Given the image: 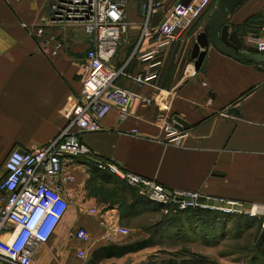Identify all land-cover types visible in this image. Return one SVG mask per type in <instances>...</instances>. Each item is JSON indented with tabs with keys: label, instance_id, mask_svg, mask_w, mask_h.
I'll return each instance as SVG.
<instances>
[{
	"label": "crops",
	"instance_id": "obj_1",
	"mask_svg": "<svg viewBox=\"0 0 264 264\" xmlns=\"http://www.w3.org/2000/svg\"><path fill=\"white\" fill-rule=\"evenodd\" d=\"M53 0H0V180L3 162L14 149L28 151L52 142L67 124L66 113L85 77L84 59L92 37L80 25L51 22ZM191 0H125L126 29L109 65L124 75L115 84L135 95L124 117L113 108L101 121L103 130L81 133L90 153L111 164L112 174H131L181 191L245 205L264 207V66L236 61L213 47L197 72L189 59L197 35L206 31L209 9L183 35L159 48L158 28L175 2ZM264 0H245L227 17L245 51H254ZM41 28L39 38L24 26ZM55 43L60 44L58 50ZM153 51H156L152 53ZM159 62V77L138 86L133 78ZM145 99H149L148 103ZM177 116L189 130L174 128ZM173 128L169 135L167 127ZM133 131H135L133 133ZM171 138L174 141H171ZM75 181L64 187L68 209L45 243L32 252L33 264H84L104 245L126 244L148 237L133 222L147 213L121 219L119 204L100 213V200L87 187L86 165L71 167ZM96 214H90V210ZM264 223V220H263ZM263 226V225H262ZM127 228V236L116 229ZM83 229L88 242L75 237ZM7 234L0 240L7 242ZM156 255V254H152ZM148 248L98 264H146Z\"/></svg>",
	"mask_w": 264,
	"mask_h": 264
},
{
	"label": "built area",
	"instance_id": "obj_2",
	"mask_svg": "<svg viewBox=\"0 0 264 264\" xmlns=\"http://www.w3.org/2000/svg\"><path fill=\"white\" fill-rule=\"evenodd\" d=\"M210 6L211 0L172 4L158 28L159 48L168 46L190 30ZM124 9L125 0H53L50 5L51 22L80 25L84 33L92 37V47L85 54L82 89L72 99L66 113L67 124L48 145L24 152L14 149L4 159L5 175L0 180V234H7L9 239L7 242L0 240V264H33L34 246L49 240L68 209L62 193L66 185L75 181L71 167L77 159L91 155L78 135L103 130L101 121L115 107L124 117L128 104L135 98L133 93L114 83L119 75H127L109 65L126 29ZM24 28L34 38L43 34L41 28ZM252 41L255 53L264 55V11ZM60 47L55 43L56 50ZM160 71L161 64L157 62L144 75H137L133 80L143 86L156 80ZM149 101L145 99L146 103ZM167 132L172 135L173 128L167 127ZM170 139L174 141L171 136ZM98 167L116 171L114 166L104 162H99ZM118 176L139 188L149 201L161 205L165 215L190 207H208L200 205L201 195L196 193L167 191L160 184L131 174ZM209 199L206 197L205 200ZM228 204L238 205L235 201ZM209 209L230 212L222 207ZM251 210L248 211L254 214ZM90 212L94 214L95 210ZM116 232L123 236L130 233L122 227ZM75 237L81 243L88 242L83 229L77 230ZM77 256L84 259L85 251L79 250Z\"/></svg>",
	"mask_w": 264,
	"mask_h": 264
},
{
	"label": "trees",
	"instance_id": "obj_3",
	"mask_svg": "<svg viewBox=\"0 0 264 264\" xmlns=\"http://www.w3.org/2000/svg\"><path fill=\"white\" fill-rule=\"evenodd\" d=\"M250 52L255 53V51ZM81 161L84 165H86L87 172L89 174L87 187L95 196L98 197L101 194L102 186H111L109 195L111 199H116V202L113 204H119L121 219L128 220L144 213H156L161 211L162 206L149 201L141 190L128 186L125 184L126 182L124 180L112 174L109 170H102L99 168L98 163L103 162L101 159H98L91 154L89 157L81 158ZM119 186H121V189L116 188ZM126 192L128 193V197L125 195ZM184 212H186V210L177 211L175 213L172 212L167 216H163L156 223L151 224L146 231L148 237L145 239L126 244H109L95 249L91 253L87 264H98L103 259L118 258L127 253L137 252L141 249L149 247L150 242L154 241V244H159L160 242L155 241L157 239L158 241L162 238L176 240V236L170 235L172 236L171 238L168 235V231H178L177 227L180 223L176 218H178L181 214H185ZM187 212L193 219L191 223H196L200 229L206 227V232L207 228L211 231L208 233L209 235L206 233L201 237L197 236L201 244L206 246L214 245L225 239V232L223 231L225 221L221 220L215 212V216L213 214L210 215L211 211L200 208H188ZM176 224H178V226ZM260 224L261 230L256 240L257 242H255L256 256L251 260L253 262L252 264H264V223L262 220L260 221ZM159 235H162V237ZM185 241L187 242L188 240ZM193 254L194 253L185 257V255L177 252L161 250L159 255H152L146 264H216L215 261L206 256Z\"/></svg>",
	"mask_w": 264,
	"mask_h": 264
},
{
	"label": "rangeland",
	"instance_id": "obj_4",
	"mask_svg": "<svg viewBox=\"0 0 264 264\" xmlns=\"http://www.w3.org/2000/svg\"><path fill=\"white\" fill-rule=\"evenodd\" d=\"M217 1L218 0H214V5L215 3H217ZM125 184H127L130 187H135V186H131L127 182ZM110 187L111 186L101 187L102 191L101 194L98 196L101 202L99 206L100 208L99 215L101 214L102 211L111 209L113 207L112 204L116 202L115 198L113 199L110 198L109 195ZM116 188L121 189V186ZM125 195H127L128 197L127 192L125 193ZM230 201H235V200L211 198L209 200H204L200 202V205L208 206L207 208H200V209L211 211L210 215L213 214L215 216L217 214V216L221 218V220L225 221V227H223L224 229L223 231L225 232L224 233L225 239L221 240L218 244L209 245V246L201 244L197 236L201 237L202 235L206 233L208 234L211 231H209L207 228V232H206V227L200 229L196 223L195 224L191 223L193 219L190 217L189 213L187 212L188 209L187 208L185 209L186 210V212H184L185 214H181L178 218H176L180 223L179 226L178 224H176L178 226L177 227L178 231H168L169 236L175 235L177 239L173 240V239L162 238L161 240L158 241V239L156 238L157 240L155 241L160 243L154 244L153 241L150 242L149 247H147L151 255L152 254L159 255L161 250H166L169 252L173 251L179 254H183L185 255V257H188L189 254L192 255V253L199 254L202 256H206L209 259L215 261L216 264H252L253 262L251 260L256 256L255 242H257L256 240L261 230L260 221L264 220V207L259 209V207L257 206L251 204L245 205V203H240L238 201H235L238 203V205L228 206L230 205L228 204V202ZM253 206H254L253 210L256 211H254V214H251L248 210H251V207ZM210 207H216V208L222 207L225 209H229L230 212H224L221 211L220 209L219 210L209 209ZM194 208H199V207H194ZM246 209H248L247 210L248 212L246 211ZM163 212L164 210H161L156 213L149 212L143 217H141L138 221L133 222V225L137 226L138 228H140L142 232L146 233L148 227L151 224L156 223L163 216H167L170 213H172L170 212L169 214L165 215ZM96 213L97 212L95 210L94 214ZM159 236L162 237V235ZM170 237L172 238V236ZM185 240L188 241L186 242ZM77 259L81 260L80 258H78V256ZM88 260L89 259L85 261L82 259V261H84L83 262L84 264H87Z\"/></svg>",
	"mask_w": 264,
	"mask_h": 264
},
{
	"label": "water",
	"instance_id": "obj_5",
	"mask_svg": "<svg viewBox=\"0 0 264 264\" xmlns=\"http://www.w3.org/2000/svg\"><path fill=\"white\" fill-rule=\"evenodd\" d=\"M245 0H218L215 8L206 21V31L197 35L190 54V63L194 72H197L205 56V50L211 46L219 53L236 61L252 63L258 66L264 65V55L245 51L238 34L229 31L227 17ZM174 128L179 131L189 130L190 125L183 119L173 118ZM24 152L23 150H19ZM206 197H200L204 201Z\"/></svg>",
	"mask_w": 264,
	"mask_h": 264
},
{
	"label": "bare ground",
	"instance_id": "obj_6",
	"mask_svg": "<svg viewBox=\"0 0 264 264\" xmlns=\"http://www.w3.org/2000/svg\"><path fill=\"white\" fill-rule=\"evenodd\" d=\"M253 208H254V206L252 207V210H251V212H253L254 213V211H256V210H253ZM259 212V211H258Z\"/></svg>",
	"mask_w": 264,
	"mask_h": 264
}]
</instances>
